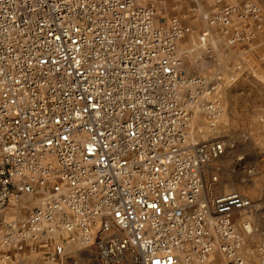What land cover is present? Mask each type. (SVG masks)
Wrapping results in <instances>:
<instances>
[{"label": "built area", "instance_id": "1", "mask_svg": "<svg viewBox=\"0 0 264 264\" xmlns=\"http://www.w3.org/2000/svg\"><path fill=\"white\" fill-rule=\"evenodd\" d=\"M212 2L209 28L250 45L264 0ZM194 30L154 0H0V248L66 234L92 246L95 264L203 263L213 252L244 264L232 214L251 200L205 179L233 144L189 128L196 113L209 126L222 113L220 76L180 70L176 44ZM210 37L199 36L206 54ZM27 195L39 204L6 219ZM257 251L264 264V243Z\"/></svg>", "mask_w": 264, "mask_h": 264}, {"label": "rangeland", "instance_id": "2", "mask_svg": "<svg viewBox=\"0 0 264 264\" xmlns=\"http://www.w3.org/2000/svg\"><path fill=\"white\" fill-rule=\"evenodd\" d=\"M227 1L235 5L243 2ZM154 2L159 16H176L182 24H192L195 28L176 44L182 73L220 76L214 96L220 102L222 113L212 126L205 116L196 113L189 121V128H195L193 133L198 138L218 136L233 144L221 158L208 164L205 179L216 174L217 191H238L251 200V208L236 210L232 218L243 240L239 255L244 256V264H256L258 247L264 243V3H260L263 5L261 27L252 43L245 47H232L224 44L226 34L223 31L217 27L209 28L202 19L204 12L212 13L214 10L212 0L203 1L195 11L191 10L195 6L191 0ZM205 29L211 35L206 40V47L211 48L208 54L204 52V46H197ZM38 203L39 198L24 196L19 204L11 207L15 213L8 209L5 217H15L19 222L28 209ZM2 253L12 256V261H1L0 264H61L66 258L74 259L76 264H95L92 246L84 245L78 238L70 239L66 234H55L46 244L25 240L21 242L20 250L0 248V255ZM177 264H225V258L213 252L203 263L180 261Z\"/></svg>", "mask_w": 264, "mask_h": 264}, {"label": "bare ground", "instance_id": "3", "mask_svg": "<svg viewBox=\"0 0 264 264\" xmlns=\"http://www.w3.org/2000/svg\"><path fill=\"white\" fill-rule=\"evenodd\" d=\"M197 46L200 47V44H198ZM181 65H182V64H181ZM206 128H207V127H206ZM190 129H191L192 132L195 131V130H194V129H195L194 127H191ZM197 130H198V129H196V131H197ZM39 201H40V200H39ZM38 204H39V203H38ZM246 230H247V229H246ZM241 255H242V254H241ZM242 256H243V255H242ZM242 258L245 260L244 256H243Z\"/></svg>", "mask_w": 264, "mask_h": 264}]
</instances>
